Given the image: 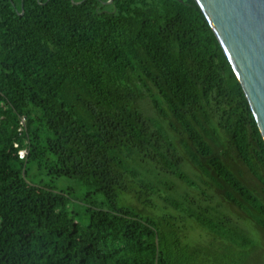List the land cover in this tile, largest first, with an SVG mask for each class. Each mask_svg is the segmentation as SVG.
<instances>
[{"label": "trees", "instance_id": "1", "mask_svg": "<svg viewBox=\"0 0 264 264\" xmlns=\"http://www.w3.org/2000/svg\"><path fill=\"white\" fill-rule=\"evenodd\" d=\"M109 1L0 0V264H260L264 139L205 14Z\"/></svg>", "mask_w": 264, "mask_h": 264}, {"label": "water", "instance_id": "2", "mask_svg": "<svg viewBox=\"0 0 264 264\" xmlns=\"http://www.w3.org/2000/svg\"><path fill=\"white\" fill-rule=\"evenodd\" d=\"M196 2L236 73L264 139V0Z\"/></svg>", "mask_w": 264, "mask_h": 264}, {"label": "rangeland", "instance_id": "3", "mask_svg": "<svg viewBox=\"0 0 264 264\" xmlns=\"http://www.w3.org/2000/svg\"><path fill=\"white\" fill-rule=\"evenodd\" d=\"M25 151H22L20 155L23 157ZM27 178L41 185L51 186L56 191H65L69 195L70 210L77 214L78 218L84 217V209L89 205L87 188L76 177L68 176H56L51 173L49 168L44 165H29ZM98 196V195H97ZM93 197H96L93 195ZM260 264H264L262 261Z\"/></svg>", "mask_w": 264, "mask_h": 264}]
</instances>
